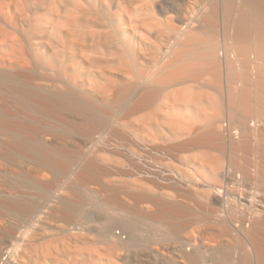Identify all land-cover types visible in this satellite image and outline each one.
Masks as SVG:
<instances>
[{
  "label": "bare ground",
  "instance_id": "6f19581e",
  "mask_svg": "<svg viewBox=\"0 0 264 264\" xmlns=\"http://www.w3.org/2000/svg\"><path fill=\"white\" fill-rule=\"evenodd\" d=\"M0 264H264V0H0Z\"/></svg>",
  "mask_w": 264,
  "mask_h": 264
}]
</instances>
